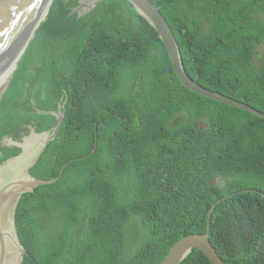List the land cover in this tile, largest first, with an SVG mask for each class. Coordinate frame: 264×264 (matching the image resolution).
Masks as SVG:
<instances>
[{
  "label": "trees",
  "instance_id": "obj_1",
  "mask_svg": "<svg viewBox=\"0 0 264 264\" xmlns=\"http://www.w3.org/2000/svg\"><path fill=\"white\" fill-rule=\"evenodd\" d=\"M79 1L53 0L0 97V164L19 152L4 138L51 129L61 105L62 126L30 174L53 179L76 159L21 197L23 264H160L178 239L206 231L217 199L264 192V120L182 87L156 31L126 0L81 17ZM151 2L189 77L264 112V0ZM232 211L253 226L245 248L234 244ZM140 233L129 255L128 238ZM262 239L260 195L213 212L210 242L225 264H264ZM180 264L209 263L193 249Z\"/></svg>",
  "mask_w": 264,
  "mask_h": 264
},
{
  "label": "water",
  "instance_id": "obj_2",
  "mask_svg": "<svg viewBox=\"0 0 264 264\" xmlns=\"http://www.w3.org/2000/svg\"><path fill=\"white\" fill-rule=\"evenodd\" d=\"M103 0H80L74 10L79 17L90 13ZM157 33L166 48L171 66L182 87L205 98L244 110L264 120V113L253 107L208 90L191 79L184 71L179 47L168 23L158 7L151 0H126ZM53 0H0V97L16 69V64L44 21ZM56 113V124L49 130L37 132L33 125L21 141L4 138L2 147L17 149L18 154L0 164V264H23L26 250L22 245L16 224V211L21 197L33 193L38 186L57 182L64 169L76 159L63 165L59 175L53 179L41 180L30 174L38 163L40 155L55 139L63 123V105ZM46 114V113H42ZM48 114H52L49 112ZM217 203L211 206L208 214ZM209 221L204 234H191L180 238L170 249L161 264H179L193 249L201 251L211 264H224L209 241Z\"/></svg>",
  "mask_w": 264,
  "mask_h": 264
},
{
  "label": "clouds",
  "instance_id": "obj_3",
  "mask_svg": "<svg viewBox=\"0 0 264 264\" xmlns=\"http://www.w3.org/2000/svg\"><path fill=\"white\" fill-rule=\"evenodd\" d=\"M153 3V2H152ZM166 20V19H165ZM167 22V21H166ZM173 33V32H172ZM174 35V34H173ZM175 37V36H174ZM175 40H176V38H175ZM162 42V41H161ZM176 43H177V41H176ZM178 45V44H177ZM165 47V46H164ZM179 47V46H178ZM166 49V48H165ZM260 51H263L264 50V46L262 45V46H260L259 48H258ZM191 78V77H190ZM192 79V78H191ZM195 81V80H194ZM194 93V92H193ZM196 94V93H195ZM198 95V94H197ZM203 97V96H202ZM205 98V97H204ZM208 99V98H207ZM209 100H211V99H209ZM235 100V99H234ZM237 100V99H236ZM212 101H214V100H212ZM237 101H239V102H243V103H245V104H247V105H249V106H251L249 103H247V102H245V101H240V100H237ZM216 102V101H215ZM225 105V104H224ZM251 107H253V106H251ZM233 108H235V107H233ZM254 109H257V108H255V107H253ZM236 109H238V108H236ZM238 110H241V109H238ZM257 110H259V109H257ZM242 111H244V110H242ZM259 111H261V110H259ZM246 112V111H245ZM262 113H264L263 111H261ZM179 113L180 112H178V115H179ZM248 113V112H247ZM249 114H251V113H249ZM252 115V114H251ZM254 116V115H253ZM256 117V116H255ZM258 118V117H257ZM258 119H260V118H258ZM260 120H262V119H260ZM10 158V157H9ZM223 185V184H222ZM222 185H220V186H222ZM245 193H254V194H258V195H260L261 197H263L264 198V192H262V191H260V190H258V189H256V188H244V189H240V190H237V191H234V192H232V193H228L227 195H225V196H223V197H221V198H219V199H217L215 202H213L209 207V210H208V212H207V217H206V229H207V221H209V235H210V221H211V217H212V214H213V212L216 210V208H217V206L219 205V204H221L222 202H224L225 200H227V199H229V198H233V197H235L236 195H238V194H245ZM215 203H217L216 204V206H215V208H213V210H212V212H211V214H210V217L208 218V214H209V211H210V209H211V206L213 205V204H215ZM230 219H231V224H230V227H231V230H232V234H233V240H234V244H235V246H236V248H238V249H241V248H245L248 244H252V243H254L255 241H250V242H247L246 241V238L248 237V235H249V232L252 230V228H253V226H251L250 225V222H249V219L247 218V217H245L244 215H242V214H240L239 212H237V211H232L231 212V214H230ZM204 233H206V231L204 232ZM204 233H202V234H204ZM191 235V234H190ZM187 236V235H186ZM184 237V236H183ZM182 238V237H181ZM129 245H128V250H129V255H136V253L138 252V250H139V248H140V245H141V242H142V233H140V234H135V235H132V236H130L129 238ZM179 240V239H178ZM177 240V241H178ZM176 241V242H177ZM209 241H210V237H209ZM257 241H260V242H264V239H262V240H257ZM175 242V243H176ZM174 243V244H175ZM211 243V242H210ZM173 244V245H174ZM173 245H172V247H173ZM211 245H212V243H211ZM213 246V245H212ZM171 247V248H172ZM25 248V247H24ZM170 248V249H171ZM213 248L215 249V251H216V248H215V246H213ZM170 249H169V251H170ZM26 250V249H25ZM169 251L167 252V254L169 253ZM192 252V251H191ZM191 252L189 253V255L191 254ZM201 252V251H200ZM217 252V251H216ZM202 253V252H201ZM167 254H166V256H167ZM203 254V253H202ZM218 254V253H217ZM25 255H27V251H26V254ZM24 255V256H25ZM188 255V256H189ZM204 255V254H203ZM219 255V254H218ZM165 256V257H166ZM187 256V257H188ZM205 256V255H204ZM165 257H164V259H165ZM186 257V258H187ZM206 257V256H205ZM220 257V256H219ZM185 258V259H186ZM163 259V260H164ZM184 259V260H185ZM206 259H207V261H208V263L209 264H211L210 263V261H209V259L206 257ZM163 260L160 262V264L163 262ZM222 260V259H221ZM24 261V260H23ZM183 261V260H182ZM181 261V262H182ZM223 261V260H222ZM180 262V263H181ZM179 263V264H180ZM223 263H224V261H223ZM225 264V263H224Z\"/></svg>",
  "mask_w": 264,
  "mask_h": 264
},
{
  "label": "flooded vegetation",
  "instance_id": "obj_4",
  "mask_svg": "<svg viewBox=\"0 0 264 264\" xmlns=\"http://www.w3.org/2000/svg\"><path fill=\"white\" fill-rule=\"evenodd\" d=\"M79 6H80V2H79ZM4 141V140H3ZM3 141H2V143H3ZM3 145V144H2Z\"/></svg>",
  "mask_w": 264,
  "mask_h": 264
}]
</instances>
